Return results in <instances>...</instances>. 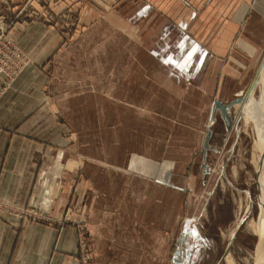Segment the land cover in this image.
<instances>
[{
    "label": "crops",
    "instance_id": "0c3cea01",
    "mask_svg": "<svg viewBox=\"0 0 264 264\" xmlns=\"http://www.w3.org/2000/svg\"><path fill=\"white\" fill-rule=\"evenodd\" d=\"M98 1L130 7L109 27L125 53L101 51V28H83L70 85L47 73L60 32L21 25L18 1L0 0L30 59L13 81L0 75V264H80L81 230L61 221L74 203L98 258L133 241L162 252L202 181L216 104L239 97L262 61L264 0Z\"/></svg>",
    "mask_w": 264,
    "mask_h": 264
},
{
    "label": "rangeland",
    "instance_id": "374dc122",
    "mask_svg": "<svg viewBox=\"0 0 264 264\" xmlns=\"http://www.w3.org/2000/svg\"><path fill=\"white\" fill-rule=\"evenodd\" d=\"M28 2V0H18L16 5L20 6L19 13H16L19 15L17 20H21L20 24L31 21L53 27L60 32L59 36L62 39L61 46L54 49L49 56L52 63L47 73L51 72L58 76L60 73H68L69 84L76 85L72 81L75 79L77 69V41L81 40L86 31L83 28L89 26L101 28L102 33L99 35L101 51L109 49L110 46L112 50L116 43L117 49L113 50V54L116 53L119 57L125 53L122 47L126 41L125 35L116 33L114 29L111 33L109 29L110 26H124V9H130L124 5V2L116 3L117 5L98 0H34L32 4ZM115 9L118 10L117 14ZM96 10L101 12L100 19L93 17ZM13 44L16 46L14 42ZM19 50L29 61L28 53ZM55 61L58 64H55ZM259 67L245 91L236 98L243 99L244 103L233 106L228 111L232 123L230 129L227 128V120L223 113L220 110L216 111L214 122L209 128L212 136L207 150L205 149L206 160L201 161V147L197 154L199 158L196 161L199 166L197 175L199 174L202 181L198 191L192 194V198L181 212L176 234L172 238L166 236L164 245L162 242L159 243L160 247L163 245L162 252L152 248L156 245L152 241L142 245L148 247L146 250L136 249L139 243L133 241L128 243L131 249H118L111 256L98 258V253L90 249L87 227L80 219L82 211L78 210L75 203L70 204L69 208L63 211L61 221L79 226L81 234L84 235L90 254L89 264H255V261L259 262L255 253L261 244L260 231L252 230V227L254 224L258 226L257 219L260 214L257 204L259 196L257 169L254 163L260 154L258 150H254L253 144L256 134L255 123L252 120L245 123L246 110H244L247 105L259 103L264 95V67L262 72H259ZM54 82H57L55 78ZM262 110L264 105L257 107L255 112L259 113ZM76 161L80 162L78 167L83 169V161L78 159L71 162L70 166L76 168ZM33 214L40 219L46 217L36 209ZM261 245L264 251V243ZM162 253L164 257L156 256Z\"/></svg>",
    "mask_w": 264,
    "mask_h": 264
},
{
    "label": "built area",
    "instance_id": "2783aa9c",
    "mask_svg": "<svg viewBox=\"0 0 264 264\" xmlns=\"http://www.w3.org/2000/svg\"><path fill=\"white\" fill-rule=\"evenodd\" d=\"M4 5H13L18 0H1ZM29 1V0H28ZM7 11H10L9 9ZM18 10L16 11V13ZM19 13V12H18ZM19 15H15V19ZM6 17H0V75L4 76L6 82L13 81L18 77L22 71L27 67L29 61L26 60L20 50L13 44L10 37V26L6 23ZM4 211V207L0 204V212ZM33 218L38 220L35 214H32ZM79 255L80 264H89L90 254L87 250V243L83 234L79 237Z\"/></svg>",
    "mask_w": 264,
    "mask_h": 264
},
{
    "label": "bare ground",
    "instance_id": "6f19581e",
    "mask_svg": "<svg viewBox=\"0 0 264 264\" xmlns=\"http://www.w3.org/2000/svg\"><path fill=\"white\" fill-rule=\"evenodd\" d=\"M262 80H260V81H262ZM260 81H259V83H260ZM262 90H263V88H262ZM263 105H264V95H262V98L260 99L259 103H256V104L250 105V106L247 105L244 108V110H246L245 111L246 112L245 123L247 124L249 120H252L255 123L254 124L255 126L253 125L255 127V133H256L255 134V140L253 139V141H255V143L253 141L252 142L254 144V150L255 151L258 150L259 154H260V157L258 155L257 161L254 160L255 161L254 162L255 163V167L257 169L256 170L257 185H258L257 188L259 189V196H258L257 204H258V207H259L260 214H259V217L257 219V223H258L257 225L258 226L256 227V224H254L253 227H252V230L258 229L260 231V233H259V231H258V233H259V238H260L261 244L264 243V110H262L259 113L257 111L255 112V110H256L257 107L263 106ZM242 120H243V117H242ZM246 126L247 125H245V128H247ZM257 164H258V167H257ZM249 225L252 226L251 224H249ZM261 244H260L259 248L257 247L258 249H257V251L255 253L256 254V258L258 259L259 262L255 261V264H258V263L259 264H263L264 263V256L262 255V254H264V251L261 248L262 247Z\"/></svg>",
    "mask_w": 264,
    "mask_h": 264
},
{
    "label": "water",
    "instance_id": "95a60500",
    "mask_svg": "<svg viewBox=\"0 0 264 264\" xmlns=\"http://www.w3.org/2000/svg\"><path fill=\"white\" fill-rule=\"evenodd\" d=\"M263 67H264V59L262 60V62H261V66L259 67V72L263 69ZM257 76H259V75H257ZM256 80H257V78H256ZM244 101H243V99H241V98H238V99H235V100H233V101H231L229 104H227V105H221L220 103H217L216 104V107L223 113V115H224V117L226 118V120H227V128H231V126H232V123L230 122V119H229V116H228V111L233 107V106H236V105H240V104H242ZM207 145L205 146V149H207Z\"/></svg>",
    "mask_w": 264,
    "mask_h": 264
}]
</instances>
